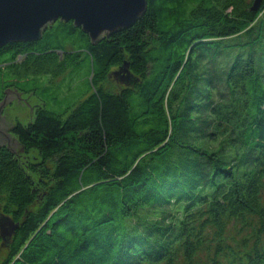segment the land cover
Wrapping results in <instances>:
<instances>
[{"label":"trees","instance_id":"trees-1","mask_svg":"<svg viewBox=\"0 0 264 264\" xmlns=\"http://www.w3.org/2000/svg\"><path fill=\"white\" fill-rule=\"evenodd\" d=\"M147 1L95 45L58 20L0 48V99L46 102L12 131L32 184L0 146V264H264V1Z\"/></svg>","mask_w":264,"mask_h":264},{"label":"water","instance_id":"water-1","mask_svg":"<svg viewBox=\"0 0 264 264\" xmlns=\"http://www.w3.org/2000/svg\"><path fill=\"white\" fill-rule=\"evenodd\" d=\"M263 1L254 0L253 10H258ZM147 8V0H0V48L13 42L40 40L47 28L58 20H72L95 45L104 37L132 27L147 12ZM125 66L124 71H127L128 64ZM4 92L5 97L0 101V146H6L14 154L22 153L25 147L19 142V136L12 134L16 124L11 122L8 109H5L13 98L22 99V92L18 94L16 89L11 91L10 88ZM32 109L30 119L22 121V126L24 122L31 123ZM20 156L18 154L19 167L24 169ZM24 171L25 178L31 177L32 184L30 172ZM18 228L19 223L11 218L0 221L4 241H8Z\"/></svg>","mask_w":264,"mask_h":264},{"label":"rangeland","instance_id":"rangeland-1","mask_svg":"<svg viewBox=\"0 0 264 264\" xmlns=\"http://www.w3.org/2000/svg\"><path fill=\"white\" fill-rule=\"evenodd\" d=\"M64 76L65 75L58 76L57 78L54 79V81L55 82H57V81L59 82V81H61L63 79ZM11 79L14 80V78L12 76L10 78H8L7 80H4V84H5L6 81L11 80ZM31 79H32V77H31ZM111 79H113V80L109 81V86L110 87H113L116 90H118L119 88H121V86L123 85V83H121V81L117 80L114 77L111 78ZM1 83H3V82H1ZM21 88L23 89L24 87H21ZM78 88L79 87H76L75 88V90H74L75 92L74 93L77 92ZM37 101L38 100L36 98L33 99V102H37ZM33 102L31 101V103H33ZM16 104L15 103L14 104L13 103L12 104L10 103L9 105H7L5 107V109H8V113L10 115V118L12 119L11 122H15V121L16 122L17 121L22 122L25 119H30V107L27 105V103L24 106L23 105L16 106ZM5 109H4V111H5ZM31 119H32V114H31ZM24 124H27V122H24ZM6 254H7V251L5 249L0 252V263H1V261H3V259L6 256Z\"/></svg>","mask_w":264,"mask_h":264},{"label":"flooded vegetation","instance_id":"flooded-vegetation-1","mask_svg":"<svg viewBox=\"0 0 264 264\" xmlns=\"http://www.w3.org/2000/svg\"><path fill=\"white\" fill-rule=\"evenodd\" d=\"M21 58V56H19V59ZM7 88H10V90L11 91H15V89H16V92L18 93V94H20L21 92V94H20V98H22V99H25V101L26 102H28L29 103V107H33V109H32V118L35 116V114L38 112V110L39 109H41V108H43V107H45V105H46V102H45V100L40 96V95H38L37 94V92L36 91H30V92H28V91H24L23 89H21L20 87H17V86H15V85H11V86H7L6 88H4V90L5 89H7ZM4 90H3V97H1V99H0V101H2L3 100V98L5 97V92H4ZM31 92H33L32 94H31ZM31 94V95H30ZM30 95V96H29ZM29 96V97H28ZM37 99L38 101L37 102H33V99ZM22 99H18V98H13L12 100H11V104L13 103H17L16 104V106H19V105H25L26 103H25V101L24 100H22ZM17 101V102H16ZM31 101L33 102V103H31ZM38 105V106H34V105ZM31 108H30V111H31ZM5 112V111H4ZM18 122V121H17ZM16 121L15 122H12V123H17ZM13 134V133H12ZM14 135V134H13ZM18 154H21L22 155V153H18ZM24 155V154H23Z\"/></svg>","mask_w":264,"mask_h":264}]
</instances>
